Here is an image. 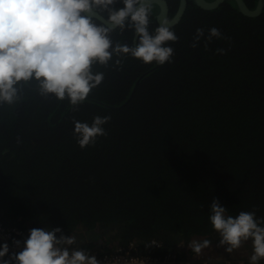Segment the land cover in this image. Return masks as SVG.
<instances>
[{
    "label": "trees",
    "instance_id": "16d2710c",
    "mask_svg": "<svg viewBox=\"0 0 264 264\" xmlns=\"http://www.w3.org/2000/svg\"><path fill=\"white\" fill-rule=\"evenodd\" d=\"M243 1L254 9L258 0ZM166 2L170 19L178 0ZM150 8L152 33L158 8ZM198 28L205 37L193 48ZM211 28L223 39L207 43ZM171 30L170 63L129 55L94 64L104 80L75 108L42 95L35 81L17 86L15 103L0 104L4 226L79 233L75 248L84 251L157 240L184 255L192 240H220L209 220L214 198L228 215L255 211L264 221V8L247 18L232 0L211 11L188 0ZM134 35L114 29L111 39L135 47ZM97 115L111 117L107 136L82 149L73 121L91 125Z\"/></svg>",
    "mask_w": 264,
    "mask_h": 264
},
{
    "label": "clouds",
    "instance_id": "9594fccd",
    "mask_svg": "<svg viewBox=\"0 0 264 264\" xmlns=\"http://www.w3.org/2000/svg\"><path fill=\"white\" fill-rule=\"evenodd\" d=\"M0 0V104L11 105L18 99V85L37 82L42 95L59 101L68 100L75 108L83 104L93 89L104 80L102 72L93 73V65L107 66L113 56H131L145 65L170 63L174 49L166 46L178 37L165 19L150 33L151 8L146 0ZM107 13L104 23L94 17ZM132 30L135 47L113 44L111 32ZM205 37L197 29L191 47H198ZM223 39L216 28L208 31L207 43ZM207 43L205 48H207ZM223 53L222 49L217 50ZM119 64V60H117ZM110 116L93 118L91 125L73 121V136L83 149L106 137ZM209 220L219 235L218 247L231 254L252 241L249 264L264 260V221L255 211H241L233 217L218 199L210 205ZM60 233L59 238L57 234ZM20 247V241H13ZM74 235L64 236L62 229H32L23 250L9 255V245H0V264H100L95 255L79 248ZM211 241L192 240L188 248L200 255ZM7 256V259L5 257Z\"/></svg>",
    "mask_w": 264,
    "mask_h": 264
},
{
    "label": "built area",
    "instance_id": "2783aa9c",
    "mask_svg": "<svg viewBox=\"0 0 264 264\" xmlns=\"http://www.w3.org/2000/svg\"><path fill=\"white\" fill-rule=\"evenodd\" d=\"M28 237L22 229L15 226H4L0 221V245L4 243L9 245V255L22 251L24 241ZM14 240L20 241L19 248L14 246ZM102 246L99 251L92 252L100 264H208L199 259L181 257L172 249L165 251L159 241H151L145 244L129 241L121 246L112 247V249ZM144 248L151 249L152 252H143Z\"/></svg>",
    "mask_w": 264,
    "mask_h": 264
},
{
    "label": "water",
    "instance_id": "95a60500",
    "mask_svg": "<svg viewBox=\"0 0 264 264\" xmlns=\"http://www.w3.org/2000/svg\"><path fill=\"white\" fill-rule=\"evenodd\" d=\"M187 1L188 0H178L177 8H176L173 16L169 19V8H168V3L166 2V0H146V2H147V4H148L149 7L152 6V5H156L157 8H158V13L155 16L156 24L158 26H160V24L165 19H168V20L171 21V23L169 25L170 28L176 26L180 22L183 14H184V12L186 10ZM225 1L226 0H211V1H208V0H192V2L194 3V5L196 7H198L201 10H204V11L214 10L217 7H219L222 3H224ZM232 1L236 5L237 12L239 14H241L242 16L247 17V18H256V17H259L261 15L262 11H263V8H264V0H258L257 3H256V5H255V7H254V9H249L246 6V4L244 3L243 0H232ZM94 19L98 23H104L106 21V19L102 15H100V14H98L96 17H94ZM136 38L137 37L134 35V41L136 40ZM138 82H139V80L135 83V86L133 87V89L131 91V95H130L129 99L127 100V102L130 100L131 96L133 95V93H134V91H135V89H136V87L138 85ZM76 235H79V233H77ZM151 241H157V240H151ZM151 241H149V242H151ZM102 245H104V244H102ZM75 246H72V247L75 248ZM104 246L105 247H108V248H111L110 245H108V246L107 245H104ZM115 246H121V245L114 244L113 247H115ZM95 247H98V246H95ZM175 247H176V249H180L179 245H176ZM99 248H100V246L98 248L91 249L90 251H87V252H89L90 254H92V252L99 251L100 250ZM183 254L184 255H180V254L179 255L181 257L185 256V257H189L191 259H194L193 258V254L191 253V250L189 248H187V250L185 252H183Z\"/></svg>",
    "mask_w": 264,
    "mask_h": 264
},
{
    "label": "rangeland",
    "instance_id": "374dc122",
    "mask_svg": "<svg viewBox=\"0 0 264 264\" xmlns=\"http://www.w3.org/2000/svg\"><path fill=\"white\" fill-rule=\"evenodd\" d=\"M76 243L78 241L79 235H75ZM97 241L95 242V246H97ZM102 244V243H100ZM115 243H112L110 246L111 248L114 246ZM219 241L216 243H211V246L208 249H205L202 254L194 255V260L200 259L202 261H215L218 260L222 264L229 263V264H246L249 261L250 256L252 255V241L249 240L248 242L244 243L241 248L235 250L231 254L226 253L223 247H218ZM76 245V244H75ZM73 245V246H75ZM103 246H100L99 249H102ZM188 248V244L185 245L182 250L185 252Z\"/></svg>",
    "mask_w": 264,
    "mask_h": 264
}]
</instances>
